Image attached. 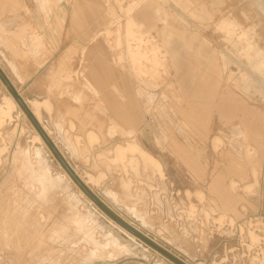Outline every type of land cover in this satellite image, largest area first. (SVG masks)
<instances>
[{"label": "rangeland", "instance_id": "374dc122", "mask_svg": "<svg viewBox=\"0 0 264 264\" xmlns=\"http://www.w3.org/2000/svg\"><path fill=\"white\" fill-rule=\"evenodd\" d=\"M154 1L155 26L134 27L131 36L126 14L135 0L104 2L110 23L88 41L93 0H13L11 11H0V72L56 149L0 76V111L16 104L0 127V264H264V88L242 83L247 43L238 41L247 32L264 50V0ZM166 18L178 29L172 50ZM232 22L239 36L221 28ZM209 72L206 97L187 98ZM45 98L51 108L35 113L31 103ZM254 126L258 155L236 145L249 142ZM89 133L98 135L92 144ZM182 138L206 142L210 160L200 176L182 160ZM129 143L160 170L145 169L138 155L115 161L116 148ZM236 150L250 154L256 174L238 175L245 161H233ZM29 164L38 170L30 174ZM44 184L53 191L33 199ZM216 190L226 192L222 199L238 195L253 216L244 209L230 217L216 205ZM33 212L46 213L51 253L39 251ZM252 231L259 243L249 249Z\"/></svg>", "mask_w": 264, "mask_h": 264}, {"label": "crops", "instance_id": "0c3cea01", "mask_svg": "<svg viewBox=\"0 0 264 264\" xmlns=\"http://www.w3.org/2000/svg\"><path fill=\"white\" fill-rule=\"evenodd\" d=\"M109 0H93L94 5H92V10L93 12L96 13V20L94 21L93 24L88 23V27L85 29V33H84V37L86 38L85 40H92L93 37H95L96 35H98V32L101 30V28L105 25H109L110 20L108 18V14H107V10L105 8L104 2L108 4ZM77 3V2H76ZM13 7V0H1L0 1V11L4 12L6 10L11 11ZM160 8L158 6H156V2L154 0H141L140 4L135 8L134 12L131 14V19L132 21L135 23V27L140 28V30L143 33L148 32V29H151L155 26V21H153L152 17L153 15L159 16V12H160ZM2 14H0L1 16ZM76 16V15H75ZM6 22V19H2L0 18V23L4 24ZM163 25H164V43L166 44V46L168 48H170L171 50L173 49V44H174V26L175 24L173 23V21H171L169 18H166L165 20H162ZM176 28V26H175ZM177 29V28H176ZM178 32V29H177ZM176 43H180L179 41H177ZM15 65V64H14ZM26 72L27 73H31L30 68H26ZM34 72V70L32 71V73ZM212 73L209 72V74L206 76L205 74H201L200 76L197 77V79L195 80V82H197V85L195 84V87L193 86V88L191 89L190 92H192L191 94L187 95L186 97H193V98H200V99H204L206 97L205 95V89H206V82L211 81L212 78ZM194 82V81H193ZM56 84V83H53ZM41 86L43 84H40ZM211 84L207 87H210ZM210 87L208 88L209 90H211ZM189 92V93H190ZM36 101L40 102V104H45L47 101H49V103L52 105L51 99L50 98H46L42 101H39L37 99H35ZM63 102L67 103V100H64ZM73 109V108H72ZM187 110V108H186ZM72 112V111H71ZM261 114H264V111H262ZM63 115V114H61ZM59 117V115H58ZM255 126L252 128V130H249L251 132V138H248L249 142L247 143L245 141V143H236V145H244L245 147L250 146V147H254V149H258L260 150V145L258 143H261L260 140H258L255 135H253V133L256 131L255 130ZM203 135H208V130H203ZM97 137L98 135L96 133H94ZM199 142H187L182 138V146L185 150V155L186 158L182 159L185 162H190L192 164L189 163V165L191 166V169L197 173L198 176H200V172L205 171L206 167H207V161H209L210 159L208 158L207 155H209V153H207V150L205 149L206 147V142H204L203 140H198ZM259 141V142H258ZM257 143V144H255ZM254 144L256 146H254ZM190 145L191 147L197 148V150H192L190 149ZM245 149V148H244ZM263 150V149H262ZM262 150H260L259 152H261ZM237 152L233 153L231 152L230 155L234 158L233 161L236 162L237 160H239L240 162L241 159H239L238 157L242 158L241 156L244 157V163H245V167L242 168L241 166H239V173L238 175L240 177H244V178H249L250 176L253 175V161H249L248 159V155H250L246 150L244 152L240 151V150H236ZM255 153V150H254ZM259 154V153H258ZM257 154V155H258ZM241 155V156H240ZM247 161V163H246ZM196 163V170L193 169V163ZM255 168L256 165L254 164ZM216 194H217V199L218 203L223 207L224 210L228 211V215L232 218H234L235 220L238 219V217H240V215H242L246 210H249L250 215H252L253 212V207H247L244 206L243 204L239 201L238 195H229V197H224L223 199L219 197L220 194H226L225 193H220L218 190H216ZM230 190H229V194H230ZM225 207V208H224ZM259 210L261 209L262 212H264V207L262 205H259ZM258 213V211H257ZM263 215V213L261 214ZM253 216V215H252Z\"/></svg>", "mask_w": 264, "mask_h": 264}, {"label": "bare ground", "instance_id": "6f19581e", "mask_svg": "<svg viewBox=\"0 0 264 264\" xmlns=\"http://www.w3.org/2000/svg\"><path fill=\"white\" fill-rule=\"evenodd\" d=\"M140 2H141V0H135V2L131 3V5L128 7V10H127V14H126L127 15V27H128L127 28V33H128L129 36H131L133 34L134 27H135V23L132 21L130 15H131L132 11L140 4ZM237 27H238L237 22L223 23V25L221 26L222 29L228 31L231 35L235 34V36H239L240 34L237 35ZM241 34L242 35L239 36L238 41L244 40L247 43L243 47V50H242V55L246 56L247 62H246V66H245V68H246L245 69V72L241 74V77H242L241 78L242 79L241 81H242L243 84H246V85H248L250 83H252V84H261L263 86V88H264V50L259 45L253 43L252 38H250V36H249V34L247 32H243ZM233 60L234 59H231V61H229V64ZM226 65H227V60L225 59V67H226ZM212 89L213 88H211V90ZM261 93H262L263 98H264V89H262ZM12 105L13 106L9 107V109L7 111H3V110L0 111V127L4 125V122H5V120L7 118H11L12 117L11 116V113H12V110L14 109V107L16 105L15 102L12 101ZM43 105H46V107L48 109L51 108V104L49 102H46L45 104H40V102L34 101V102L31 103L30 106H31V108L34 111H36L35 113H38L40 107H42ZM245 108H246L245 111H247V112H251L252 111V108H250L249 106H246ZM3 128H4V126H3ZM2 138L5 139L4 137H2ZM88 139L90 141V144H92V143H94L97 140V136L94 133H89L88 134ZM4 141H1V142L4 143ZM2 153H3V150H0V154H2ZM115 153H116V160L115 161H124L125 158H127L129 155H138L140 157V159H142V162L144 163L145 169L150 168V169H154V170L155 169L156 170H160V165H161L160 161L157 160L156 158H154L153 156L147 154L143 149H141V147L137 143H129V144L125 145V146H119V147L116 148ZM258 153H259V151H257V149H256L254 154L257 155ZM23 160H25V159H23ZM26 161L29 163L28 160H26ZM27 162H25V165H26ZM28 170H30V171H27V172H30V174H31V171L32 170L34 172L38 170V166L37 165H33L32 166L31 164H29ZM253 174H256V168L254 167V164H253ZM40 179L45 180V181H48V179L46 177H41ZM26 183H27V185H29V187H32V185H31L32 181H31L30 178H26ZM234 183H236V182H232L231 183L232 190H235V188H236L234 186ZM125 184L127 185V182H125ZM43 187L44 188H43L42 192L40 194H37V193L34 194L33 199L38 198V197L39 198L40 197H44L45 198L47 195H49L53 191V189H52L53 187L52 186H48V184H44ZM52 196H54V194H52ZM52 196H51V198H52ZM29 200H32V196L29 197ZM215 201L217 202L216 205L219 207V209H221L222 206L218 203L217 200H215ZM38 208H42V207L39 206ZM41 212H43V211H41ZM36 213L33 212L34 216L38 217V219H36V225L39 228L34 233L36 234V238L39 239V251L40 252H43V251H45V252L47 251L48 252L49 251V253H51V251H53L54 248L48 249L46 247V245H45V235L43 234V231H44L43 230L44 229L43 227H45V225L43 224V223H45V216H44V214L46 215V213H44V214L41 213L42 214L41 216H39L40 214H36ZM27 214H28V212H27ZM36 217H34V219ZM50 218H52V216ZM54 219H55V217H54ZM45 234H47V233H45ZM55 234H57V233H55ZM251 238H252V242L249 245V249L255 248V245L257 243H259V238H258V236L256 235V233L254 231L251 232ZM55 239H58V238H55ZM48 258H50V257H48ZM41 259H43L42 261L44 263V260H47V257H43Z\"/></svg>", "mask_w": 264, "mask_h": 264}, {"label": "water", "instance_id": "95a60500", "mask_svg": "<svg viewBox=\"0 0 264 264\" xmlns=\"http://www.w3.org/2000/svg\"><path fill=\"white\" fill-rule=\"evenodd\" d=\"M0 76L6 82V84L8 85V87L12 90V93L14 94V96L16 97V99L18 100V102L20 103V105L24 108V110L27 112V114L33 120V122L35 123V125L38 127V129H39L40 133L42 134V136L44 137V139L49 143V145L52 147V149L56 151V149L54 148L53 144L50 142V140L48 139V137L45 135L44 131L40 128L39 124L37 123V121L35 120V118L32 116V114L29 111L28 107L20 99V97L17 95V93L13 90V88L10 85V83L6 80V78L4 77V75L1 72H0ZM63 163L66 166V168L69 171V173L72 175V177L77 181V183L86 191V193H88L91 196V194L88 192V190L82 185V183L78 180V178L74 175V173L69 169V167L66 165V163L64 161H63Z\"/></svg>", "mask_w": 264, "mask_h": 264}]
</instances>
